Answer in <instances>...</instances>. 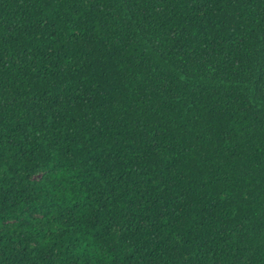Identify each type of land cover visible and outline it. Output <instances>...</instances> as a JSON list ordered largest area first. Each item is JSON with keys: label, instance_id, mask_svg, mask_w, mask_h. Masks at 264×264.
Wrapping results in <instances>:
<instances>
[{"label": "trees", "instance_id": "obj_1", "mask_svg": "<svg viewBox=\"0 0 264 264\" xmlns=\"http://www.w3.org/2000/svg\"><path fill=\"white\" fill-rule=\"evenodd\" d=\"M0 264H264V0H0Z\"/></svg>", "mask_w": 264, "mask_h": 264}]
</instances>
